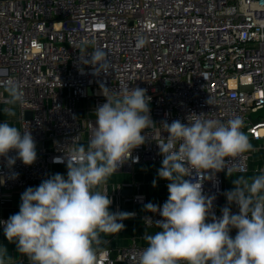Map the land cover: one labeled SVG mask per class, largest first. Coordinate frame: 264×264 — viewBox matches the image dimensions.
<instances>
[{"label": "built area", "instance_id": "1", "mask_svg": "<svg viewBox=\"0 0 264 264\" xmlns=\"http://www.w3.org/2000/svg\"><path fill=\"white\" fill-rule=\"evenodd\" d=\"M96 47L106 52L104 69L88 63ZM9 80L21 86L18 127L31 132L37 157L31 164L16 158L9 167L0 156V204L45 179L53 166L67 165L65 152L88 143L104 92L120 95L133 87L151 97L154 124L120 167L161 163L157 142L169 134L163 123H187L189 113L203 112L224 122L242 117L252 145L226 157L219 170L198 176L193 169L186 177L202 180L203 194L214 197L211 212L221 215L224 193L235 187L225 175L264 171V115H252L264 110V0H0L1 107L10 104ZM130 201L145 205L146 196L138 191ZM230 207L239 212L235 203ZM127 212L144 226L158 228L154 221L163 219L154 210ZM144 247L136 240L116 251L100 247L96 264H138Z\"/></svg>", "mask_w": 264, "mask_h": 264}, {"label": "clouds", "instance_id": "2", "mask_svg": "<svg viewBox=\"0 0 264 264\" xmlns=\"http://www.w3.org/2000/svg\"><path fill=\"white\" fill-rule=\"evenodd\" d=\"M88 61L101 69L109 63L102 47H96ZM7 90L10 103L23 102L17 81L9 80ZM104 95L106 101L94 109L87 146L76 144L65 152L66 176L57 172L27 187L20 194L19 211L0 220L5 237L16 242L31 264H96L100 234L119 232L122 220L131 215L111 210L112 199L100 186L145 142L143 130L154 124L151 97L142 87ZM187 121L163 123L169 134L157 142L163 154L158 175L169 181V195L162 205H145L163 219L154 221L159 231L145 235L147 245L138 264H264V171L233 181L219 217L211 212L214 197L203 194L202 180L186 179L193 169L198 176L204 170H219L226 157L252 148L242 131V117L224 122L192 112ZM13 149L15 156H8ZM0 156L7 157L9 167L16 158L33 163L37 150L31 132L0 121ZM62 159L55 157L54 162ZM232 203L238 213L232 212ZM232 228L237 229L234 236ZM6 259L7 249L0 246V264Z\"/></svg>", "mask_w": 264, "mask_h": 264}, {"label": "crops", "instance_id": "3", "mask_svg": "<svg viewBox=\"0 0 264 264\" xmlns=\"http://www.w3.org/2000/svg\"><path fill=\"white\" fill-rule=\"evenodd\" d=\"M4 93L9 95L7 89L4 90ZM11 104L16 107L15 103ZM3 109H5V107L0 106V111ZM160 167L161 163L157 162H140L129 166L128 168L119 167L117 172H114L109 176L107 181L100 186V190L107 191L112 199L109 208L113 211L127 212L129 210H134L138 214L142 212H151L153 210L145 207L149 202L157 204L158 202L165 201L169 195L167 188L169 181L158 175V169ZM67 170V165L53 166L46 178L57 172L66 176ZM256 174L258 173L250 172L245 178H251ZM234 176L235 174L228 175V178L230 177L231 179L230 186H232ZM228 178L226 177V180ZM41 181L33 182L29 186H37ZM138 191L145 194V205L134 206L130 201V197ZM17 211H19V206H13L12 200L0 204V217L10 216ZM122 223L124 224V227L117 233H101L100 239L95 244L96 249L106 246L113 251H116L118 248L127 245L132 240H136L140 245L146 246L147 241L144 238L145 235L159 231V228L144 226L140 222L138 216H128L122 220ZM0 246H5L7 249L6 264H31L29 258L18 251L16 242L9 241L5 237L2 228H0ZM117 264L124 263L119 262Z\"/></svg>", "mask_w": 264, "mask_h": 264}, {"label": "rangeland", "instance_id": "4", "mask_svg": "<svg viewBox=\"0 0 264 264\" xmlns=\"http://www.w3.org/2000/svg\"><path fill=\"white\" fill-rule=\"evenodd\" d=\"M1 111H0V121L7 120L9 123L14 124L18 127L19 125L18 112L16 111V107H14L13 104L10 103L8 107H5V109ZM252 115L253 116H257V115L263 116L264 110H260L256 113H252ZM226 177L228 178V175H225V180H226ZM237 178H239V176L235 175L233 181ZM225 182L230 187V182H231L230 177Z\"/></svg>", "mask_w": 264, "mask_h": 264}, {"label": "water", "instance_id": "5", "mask_svg": "<svg viewBox=\"0 0 264 264\" xmlns=\"http://www.w3.org/2000/svg\"><path fill=\"white\" fill-rule=\"evenodd\" d=\"M77 114H78L79 117H82L83 112L81 110H79L77 112ZM30 115H31L30 112H26L25 113V118H29ZM79 144H83V145L87 146V143L86 142H80ZM20 202H21V199H20V196L19 195H14L12 197V205L13 206H19Z\"/></svg>", "mask_w": 264, "mask_h": 264}]
</instances>
